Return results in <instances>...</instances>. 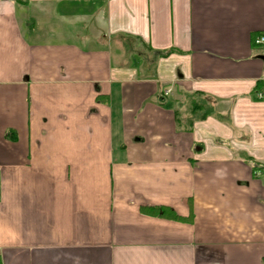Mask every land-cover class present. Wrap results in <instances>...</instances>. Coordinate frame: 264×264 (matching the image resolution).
<instances>
[{
  "label": "crops",
  "instance_id": "0c3cea01",
  "mask_svg": "<svg viewBox=\"0 0 264 264\" xmlns=\"http://www.w3.org/2000/svg\"><path fill=\"white\" fill-rule=\"evenodd\" d=\"M259 35L264 0H0V264H264Z\"/></svg>",
  "mask_w": 264,
  "mask_h": 264
},
{
  "label": "trees",
  "instance_id": "16d2710c",
  "mask_svg": "<svg viewBox=\"0 0 264 264\" xmlns=\"http://www.w3.org/2000/svg\"><path fill=\"white\" fill-rule=\"evenodd\" d=\"M255 40V38H254ZM253 40V43H254ZM142 213L148 215H155L160 218H167V219H174V220H181L173 211L165 208V207H156V208H142Z\"/></svg>",
  "mask_w": 264,
  "mask_h": 264
},
{
  "label": "built area",
  "instance_id": "2783aa9c",
  "mask_svg": "<svg viewBox=\"0 0 264 264\" xmlns=\"http://www.w3.org/2000/svg\"><path fill=\"white\" fill-rule=\"evenodd\" d=\"M255 45H263L264 44V36L259 35L258 37L255 38L254 40ZM168 92H166L167 94Z\"/></svg>",
  "mask_w": 264,
  "mask_h": 264
},
{
  "label": "rangeland",
  "instance_id": "374dc122",
  "mask_svg": "<svg viewBox=\"0 0 264 264\" xmlns=\"http://www.w3.org/2000/svg\"><path fill=\"white\" fill-rule=\"evenodd\" d=\"M143 60H144V59L140 58V61H143ZM147 60H151V59L149 58V59H147ZM144 61H145V60H144ZM144 61H143V62H144Z\"/></svg>",
  "mask_w": 264,
  "mask_h": 264
},
{
  "label": "water",
  "instance_id": "95a60500",
  "mask_svg": "<svg viewBox=\"0 0 264 264\" xmlns=\"http://www.w3.org/2000/svg\"><path fill=\"white\" fill-rule=\"evenodd\" d=\"M262 60L264 61V58H262Z\"/></svg>",
  "mask_w": 264,
  "mask_h": 264
}]
</instances>
